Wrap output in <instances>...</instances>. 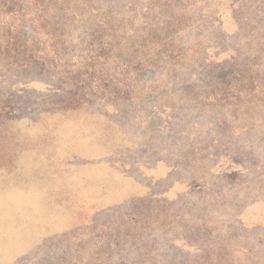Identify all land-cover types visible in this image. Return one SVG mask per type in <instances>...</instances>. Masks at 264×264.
I'll use <instances>...</instances> for the list:
<instances>
[{
  "label": "rangeland",
  "instance_id": "374dc122",
  "mask_svg": "<svg viewBox=\"0 0 264 264\" xmlns=\"http://www.w3.org/2000/svg\"><path fill=\"white\" fill-rule=\"evenodd\" d=\"M0 264H264V0H0Z\"/></svg>",
  "mask_w": 264,
  "mask_h": 264
}]
</instances>
